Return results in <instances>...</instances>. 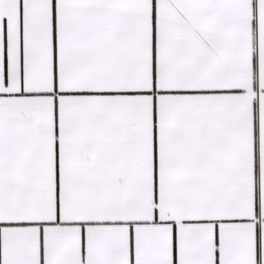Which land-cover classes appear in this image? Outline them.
I'll return each mask as SVG.
<instances>
[{
  "label": "snow or ice",
  "instance_id": "snow-or-ice-1",
  "mask_svg": "<svg viewBox=\"0 0 264 264\" xmlns=\"http://www.w3.org/2000/svg\"><path fill=\"white\" fill-rule=\"evenodd\" d=\"M0 264H264V0H0Z\"/></svg>",
  "mask_w": 264,
  "mask_h": 264
}]
</instances>
